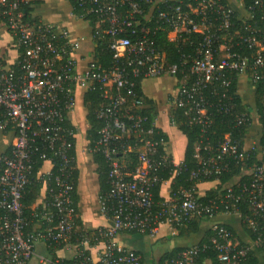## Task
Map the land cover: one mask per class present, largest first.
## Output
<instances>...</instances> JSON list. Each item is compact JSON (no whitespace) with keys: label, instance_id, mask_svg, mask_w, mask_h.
<instances>
[{"label":"built area","instance_id":"built-area-1","mask_svg":"<svg viewBox=\"0 0 264 264\" xmlns=\"http://www.w3.org/2000/svg\"><path fill=\"white\" fill-rule=\"evenodd\" d=\"M33 1L0 0V28L6 30L7 46L16 51L13 64L0 52V135L13 136L8 150L0 153V264H28L39 241L75 250L70 260L39 255L52 264H142L138 253L117 245L119 232L155 238L165 225L177 228L201 213L238 212L240 203L248 208L246 219L255 235L250 243L235 240L224 224L216 223L210 243L183 248L166 264H195L200 252L211 247L222 264H242L251 251H264V147L255 140L246 150L226 133L212 149L205 137L217 114L232 113L237 123L251 126L250 114L235 109L229 89L243 75L251 83L264 81V0H238L241 10L222 0H193L188 7L168 0H69L70 17L93 23L92 55L84 65L79 61L85 37L27 16L25 7ZM159 30L180 47L177 61H168L157 46ZM99 44L114 52L107 68L94 62ZM243 46L253 50L252 58L240 51ZM164 76L176 79L173 109H180L189 125L200 126V137L190 185L174 193L170 188L169 197L157 200L161 166L169 168L172 185L183 163L159 154L166 140L159 136L156 113L143 111L146 105L135 86L138 78ZM79 89H98L103 98L95 111L99 136L88 151L99 152L108 163L109 189L98 196V204L111 225L93 232L80 227L73 195L77 131L71 115ZM170 120L180 124L172 112ZM201 145L209 150L205 156ZM250 151L261 163L243 169L247 174L225 188L224 196L201 202L199 180L220 175L231 160L243 163ZM129 154L136 157L133 168ZM38 159L51 166L38 173L45 198L27 215L23 198ZM90 246H100L96 261Z\"/></svg>","mask_w":264,"mask_h":264},{"label":"crops","instance_id":"crops-1","mask_svg":"<svg viewBox=\"0 0 264 264\" xmlns=\"http://www.w3.org/2000/svg\"><path fill=\"white\" fill-rule=\"evenodd\" d=\"M165 1V0H163ZM228 4L234 7L236 10H241V4L238 0H226ZM32 14L45 23L58 24L68 27L71 34L75 37L85 35L76 33L72 28V23L84 22L90 29V37L92 39V27L87 21L75 20L70 17L71 3L69 0H34L32 3ZM86 39V38H85ZM8 37L5 28H0V52L3 53L7 59V63L13 64L15 62L16 51L10 46H7ZM86 44V42H85ZM81 50L82 60L79 61V65H84L85 60H90L92 50L87 52ZM88 52L91 53L89 56ZM14 53L11 59V54ZM237 92L240 94L242 103L248 109L251 116V126L247 131L243 139V147L246 150H250L253 142L256 140L259 142L261 136V124L259 121V114L256 108V87L249 82L247 76H241L237 79ZM143 95L149 99H152L156 107V124L157 127L168 135L164 150L165 154L173 160L174 163H181L184 160L187 137L183 134L179 128L171 123L170 114L173 109L172 97L176 90V79L170 76L144 79L141 82ZM85 90L81 91V108H77L72 113L79 118L81 123H85L86 109L83 106V94ZM71 115V116H72ZM73 119V118H72ZM76 125L77 122L74 121ZM88 128V126H87ZM87 130V129H86ZM13 139L12 134L0 135V153L8 150L9 145ZM76 148V169L79 170V177L76 187L78 194L77 202V221L80 227L93 232L98 228H106L111 225V219L104 215L100 211L98 204V196L100 192L99 176L97 173V164L94 162L93 155L88 151L83 152L82 156L79 152V144ZM83 149V148H82ZM260 158V155L258 156ZM50 163L45 162L42 168V172L45 173L50 169ZM247 171L241 172V174L234 176L230 181L224 184V188L234 186L241 175L247 174ZM170 180L162 183L160 189V197L167 198L170 193ZM220 183L219 180L204 181L198 184L200 195L204 197L210 189H214ZM45 198L44 188L41 190V194L37 201L32 205V208L42 207ZM77 201V200H76ZM216 223L228 224L235 230L239 241L243 243H250L251 238L246 234L242 226V215L239 212H232L229 214L218 213L211 216L209 219L202 221L201 227L198 232L192 233L188 236L181 235L179 230L165 225L160 233L155 238H150L142 234H132L130 232H119L115 241L117 245L128 250L137 252L142 258V264H166L161 263L162 256L166 253L178 249L186 248L200 243L205 234ZM100 246L88 247V253L94 261L97 260L99 255ZM36 256L33 257L28 264H52L47 261H41L39 255L45 258H64L70 260L74 257L75 250L68 248L67 246H61L57 248H50L44 242L39 241L35 244ZM255 256L258 260V264H264V251L254 250ZM205 264H211L210 260H206Z\"/></svg>","mask_w":264,"mask_h":264},{"label":"trees","instance_id":"trees-1","mask_svg":"<svg viewBox=\"0 0 264 264\" xmlns=\"http://www.w3.org/2000/svg\"><path fill=\"white\" fill-rule=\"evenodd\" d=\"M223 3L228 4L226 0H222ZM71 3H74L72 0ZM168 4H178L181 3L184 7H188L191 4L194 3L193 0H181V2L175 1V0H168L166 1ZM165 3H161V7H163ZM26 13L27 16H30L32 14V8L30 6H26ZM39 18L35 17V20H38ZM93 25V23H90ZM154 38L156 40L157 46L163 50V52L166 54V58L170 62L177 61L179 58V46L176 45L175 42L171 41L167 36L166 30H159L155 35ZM185 48V47H183ZM189 48L186 46L185 50ZM238 49V48H237ZM240 51L245 53L246 55L250 56L252 58L253 50L249 49V47L243 46L240 48ZM114 52L109 49L106 45H96L94 48V62L96 65H99L101 67L107 68L111 64V60L113 57ZM142 80L138 78L136 80V86L135 91L137 94H141L143 96L144 102L146 107L143 109V111L149 115H152L156 113V107L152 101V99H149L143 95L142 87H141ZM256 87V93H255V99H256V108L259 114V121L261 124V136H260V144L262 147H264V81H258L257 83H252ZM237 81H234L233 85L229 89L230 93H232L234 97V104L235 109L237 111H245L248 112V109L245 107V105L242 103V99L240 94L237 92ZM102 93L100 90H87L83 94V106L86 109V122H87V130H86V139L88 141V148L93 150L95 146V142L98 139L99 133L98 130L100 129L101 123L99 119L96 117L95 111L99 104L102 101ZM172 113H174L176 120L180 121V124L178 125L179 130L185 134L187 137V146L185 151V156L183 160V164L181 167L180 173L176 176L175 180L173 181L171 185V193H174L179 187L181 186H189L190 182L188 181L190 177L191 170L197 168L198 166V159L194 156L197 148H198V141L200 137V126L198 125H189L186 122V119L182 116V111L180 109H172ZM238 121L236 118L231 114H217L214 118V123L212 125V128L207 131L205 134V137L209 140L210 144L212 145V149H217L218 142L224 137L226 133H230L233 139H239L241 141V146L243 145V139L245 136V133L248 131V123H237ZM69 126H72L70 121H67L66 123ZM76 131V127H73ZM159 131H161L159 129ZM159 136L164 137L165 140H168V135L161 131V134ZM209 152L208 149L204 148V145L200 146V153L202 156H205ZM165 150L160 149L159 154H164ZM72 154H76V148L72 150ZM246 154V153H245ZM249 154V158H245V160L242 162H236L234 160L230 161L229 168L225 171H223L218 176H212L207 179H201L200 182L204 181H214L219 180L220 183L214 188L210 189L204 197L200 199L201 202L207 203L209 199L215 198L217 199L219 196L225 195V188L224 184L230 181L234 176H237L241 174L243 169H249L253 167L254 164L261 163L260 160L256 158V152H247V155ZM94 162L97 164V173L99 176V185H100V192L99 195L102 193H106L109 189L108 185V163L106 159L99 153L95 152L93 153ZM171 158H169L170 160ZM128 164L131 168L134 167L136 163V157L134 154L128 155ZM264 161V159H263ZM44 162L43 160H37L35 163L32 172L30 174V183L27 189V192L24 195L23 203L26 206L25 212L27 215L31 213L33 210L32 205L37 201L41 194V190L43 187L42 183V175L38 177V173L40 169L42 168ZM55 171V169H54ZM160 184H158L154 188V195L157 200L162 199L160 197V189L163 182L170 179L171 174L169 171V168L164 167V165L161 166L160 169ZM79 177V170L75 169V190H74V199L76 201V204L78 202V194L76 192L77 182ZM243 179L247 178V176H242ZM234 188H237L235 186ZM224 207H221L219 212ZM238 212L242 215V226L246 234L252 239L255 237L249 223L247 222V215H249L248 208L245 205V203H240L238 205ZM211 215L206 213L197 214L195 217L190 219L187 223L184 225L177 227L176 229L179 230L181 235L188 236L192 233L198 232L202 221L209 219ZM225 228L232 233L233 238L235 240H238L237 234L232 226L228 224H224ZM132 234H135V232H130ZM214 235V232L212 229H209L207 233L205 234L204 239L200 242L203 243H210L211 237ZM241 242V241H240ZM244 244L243 242H241ZM183 249V248H182ZM181 248L172 250L165 255L162 256L161 263L167 262L172 256L176 255L178 251H180ZM137 253V252H136ZM206 260H210L211 264H222L218 260V255L216 250L211 247L204 252H200V254L195 259V264H205ZM242 264H258V260L255 256V252L251 251L245 261H243Z\"/></svg>","mask_w":264,"mask_h":264},{"label":"rangeland","instance_id":"rangeland-1","mask_svg":"<svg viewBox=\"0 0 264 264\" xmlns=\"http://www.w3.org/2000/svg\"><path fill=\"white\" fill-rule=\"evenodd\" d=\"M72 28L76 33L83 34L85 35L84 37L86 38V44L84 43L83 49L87 52L91 47H93V42L92 39L89 35L90 29L88 25L84 22H76L72 23ZM89 56L91 55L90 52H88ZM11 59L14 56V53L11 54ZM83 89H79L77 93V103H76V108L77 110L81 108V91ZM72 118L74 119L75 122H77L76 129H77V143L79 144V152L80 155L82 156L83 152L87 153L88 152V141L86 139V129H87V122L81 123L78 117L75 116V114L72 115ZM86 119V116H85ZM83 148V149H82Z\"/></svg>","mask_w":264,"mask_h":264}]
</instances>
